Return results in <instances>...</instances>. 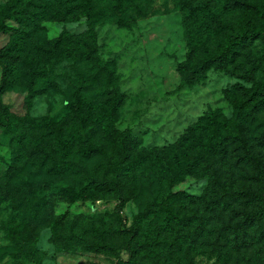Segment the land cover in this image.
I'll return each mask as SVG.
<instances>
[{"label":"trees","instance_id":"1","mask_svg":"<svg viewBox=\"0 0 264 264\" xmlns=\"http://www.w3.org/2000/svg\"><path fill=\"white\" fill-rule=\"evenodd\" d=\"M103 1L53 0L37 5L34 0H11L9 5H0V34L13 37L0 49L3 84L0 95L19 81L22 56L30 36L28 30L7 26L6 19L22 24L32 5L41 7L40 15L49 11L64 17L85 18L87 31L82 35L63 33L53 43L52 52L56 56L63 54L65 61L88 64L97 59L96 27L107 17ZM174 1L179 3L188 30L189 54L180 65L182 85L192 88L205 81L212 70L239 73L243 81L224 91L234 118L209 110L190 125L176 143L146 149L141 147L140 138L117 128L119 111L127 99L120 92L113 93L97 112L93 109L87 115L83 112V103L76 104L77 121L66 132H56L50 118L35 120L31 133L16 132L14 119L9 115L0 116V126L9 133L7 147L14 158V163H7L2 178L6 190L10 191L20 172L15 163H21L30 147L46 152L56 174L78 181L76 187L61 180L55 184L47 182L40 190L30 191L2 222L10 242L7 247L13 248L12 256L21 259L22 264L35 262L37 250L34 245L24 247L21 238L54 199L69 204H95L117 198L120 201L118 214L123 217L120 208L138 196V212L132 221L125 223L129 226L127 244L119 253L108 240L103 214L64 213L49 222L52 242L60 253L105 255L114 252L111 264H195V257L205 247L195 233L213 237L217 224L233 201L244 200L243 204L254 207L253 213L246 215V225L262 224L264 78H259L257 62H252L251 47L256 41L264 44V0ZM241 13L245 18L239 26L227 23L229 16ZM31 20L34 21V12ZM58 49L62 52L58 53ZM201 50L204 56L196 61ZM59 77L54 68L50 71L44 67L33 69L24 84L28 105L32 106L33 101L47 91L61 93ZM98 156L104 159L90 170L88 161ZM2 159L5 157L0 156ZM229 160L235 161L234 167L242 171L245 182L237 185L229 178L221 191L214 190L215 200L208 203V215L201 218L200 211L194 209L197 198L177 192L175 188L200 167H210L215 162L227 164Z\"/></svg>","mask_w":264,"mask_h":264},{"label":"rangeland","instance_id":"2","mask_svg":"<svg viewBox=\"0 0 264 264\" xmlns=\"http://www.w3.org/2000/svg\"><path fill=\"white\" fill-rule=\"evenodd\" d=\"M10 1L0 0V5H9ZM52 1L34 0L37 5ZM102 5L107 17L97 24V59L88 64L65 61L63 54L56 56L52 52L53 43L63 33L82 35L87 31L85 18L64 17L49 11L40 15L41 7L32 5L22 24L4 19L10 28L30 31L28 48L22 56V75L16 84L5 88L0 95V116L12 117L16 132L31 133L34 121L45 118L53 121L56 132H66L77 121L76 104L83 103L85 115L93 109L97 112L99 106L109 101L115 92L124 93L127 97L119 111L117 128L128 130L140 138L141 147L146 149L176 143L184 131L209 110L234 118L224 91L243 81L239 73L212 70L200 84L192 88L182 85L180 65L187 60L189 53L188 30L179 3L174 0H104ZM32 12L34 21L31 20ZM244 18L242 13L234 14L226 21L230 26H239ZM12 38L10 34L1 33L0 49ZM60 49L58 53L62 52ZM251 50L252 62H257L254 64L260 70L258 75L262 79L264 44L256 41ZM203 56L201 50L196 61ZM42 67L48 71L55 69L60 76L58 82L62 92L47 91L29 106L24 84L33 69ZM0 86H3L1 66ZM8 140L9 133L0 126V156L5 157V160H0V264H22L21 259L12 256L13 248L7 247L10 242L2 229V222L30 191L40 190L47 182L55 184L61 180L76 187L78 181L56 174L53 161L46 152L30 147L26 149L21 163H15L20 172L13 180L10 191L6 190L2 178L7 163H14L7 147ZM103 159V156H98L89 160V169H94ZM234 166L235 161L229 160L227 164L215 162L210 167H200L175 191L195 196L197 202L194 209L200 211L201 218H204L208 215V203L215 200L214 190L221 191L229 178H233L237 185L245 182L242 171ZM137 198L120 208L123 217L118 214L120 201L117 198L104 199L95 204L52 200L21 238L24 247L34 245L37 250L35 262L27 264H111L114 252L105 255L60 253L52 242L49 222L52 217L64 213L103 214L109 231L108 240L113 250L119 253L127 244L129 226L125 223L132 221L138 212ZM243 201L230 202L213 237L195 233L200 243L205 245L195 257V264H264V220L259 225H246V215L252 214L254 207L246 206Z\"/></svg>","mask_w":264,"mask_h":264}]
</instances>
